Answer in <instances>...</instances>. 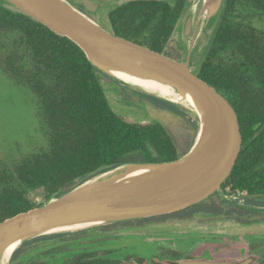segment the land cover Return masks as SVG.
Masks as SVG:
<instances>
[{
  "label": "trees",
  "instance_id": "obj_1",
  "mask_svg": "<svg viewBox=\"0 0 264 264\" xmlns=\"http://www.w3.org/2000/svg\"><path fill=\"white\" fill-rule=\"evenodd\" d=\"M263 25L264 0H226L214 33L194 71L200 80L222 93L238 115L241 150L221 184L230 195H264ZM0 70L16 84L29 88L48 140L46 150L26 154L10 165L0 163V223L73 187L75 177L83 180L126 161L176 159L192 144V140L188 141L180 152L161 122L155 121L147 126L126 122L110 105L106 89L85 52L68 37L55 33L6 0H0ZM140 95L153 101L154 107L164 108L156 99ZM164 109L185 116L173 107ZM36 190L43 193L39 202L31 196ZM200 211L223 213L240 223L248 222L246 209L225 206L217 201L207 203L204 200L173 214ZM81 232L84 231L70 236H47L48 240L56 241L49 244L48 253L62 254L59 264H100V260L88 259L99 256V252L82 250L71 255L63 250L64 245H59V241L75 243ZM96 240L100 241V238ZM37 241H28L18 249L12 264H38L37 247L35 254L21 258L25 248ZM117 253V248L106 247L103 255L106 262L103 263H117L114 260ZM253 264H264V259Z\"/></svg>",
  "mask_w": 264,
  "mask_h": 264
},
{
  "label": "water",
  "instance_id": "obj_2",
  "mask_svg": "<svg viewBox=\"0 0 264 264\" xmlns=\"http://www.w3.org/2000/svg\"><path fill=\"white\" fill-rule=\"evenodd\" d=\"M6 1L75 42L97 73L176 110L182 108L183 101L184 108L197 119L203 117L204 122L188 151L176 159L126 161L83 180L75 177L76 184L68 190L3 220L0 264H12L18 249L43 236L169 214L219 192L240 203L238 196L227 194L221 187L241 150L237 112L222 93L194 74L188 60L163 55L111 33L69 0ZM225 1L186 0L181 17L186 47L194 48L205 37L207 47ZM104 2L80 0L87 12H95ZM124 120L141 126L155 122L129 116ZM256 259L255 255L240 260L189 259L183 264H253ZM120 264L136 263L125 260Z\"/></svg>",
  "mask_w": 264,
  "mask_h": 264
},
{
  "label": "rangeland",
  "instance_id": "obj_3",
  "mask_svg": "<svg viewBox=\"0 0 264 264\" xmlns=\"http://www.w3.org/2000/svg\"><path fill=\"white\" fill-rule=\"evenodd\" d=\"M69 1L100 24L98 10L87 12L81 7L80 0ZM176 38L172 43H179L183 48V53L179 59L182 61L188 60L192 71H195L208 39L205 37L199 40L194 48L190 49L186 47L180 33ZM97 75L106 89L110 105L118 114L139 120L161 122L174 138L180 152L185 149V144L188 141H193L197 129H195L196 125L187 112H182L185 116H180V114L171 112V109H164L168 105L161 102H159V105L164 108H156L153 106L155 105L153 101L144 99L133 88L118 84L103 74L97 73ZM37 113L36 100L29 88L16 84L0 70V163L10 165L26 154L36 153L48 148V140ZM31 196L36 202L43 199L41 190L33 191ZM236 200H240V203L225 197L224 194L219 192L208 198L206 202L217 201L225 206L233 207L243 205L244 207L240 208L246 209L248 212L246 216L247 223H240L241 221L233 217L227 218L223 213L202 212L187 221L170 219L161 224L156 223L153 219L131 224H118L113 226L114 228L89 227L80 231H84V234L90 237H101L102 240H105L106 247L117 248V258L155 257L157 254H154L163 249L162 246L169 241L170 238L168 237H172L171 239L174 242L178 240L174 236L175 232L181 233L184 240L182 244L186 245L187 248L194 241L195 236H199L200 242L198 241L196 246L189 247L187 249L188 254L204 255L211 252L216 255L244 256L245 253L240 252L241 247H246L252 241L264 242V195H241ZM139 223L143 225L137 227ZM248 230H257L258 233L246 234L245 232ZM66 233L70 236L75 232L69 233L68 231ZM161 236H166V238L160 239ZM55 242L48 240L47 236H43L38 240V243H33L25 248L24 256H21V258L24 259L35 254L37 252L35 247L48 249L50 248L49 244ZM58 243L64 245L63 250L71 255L79 253L87 247V249L92 247L83 245L81 241L75 243H72V241H59ZM182 244L176 243L178 246ZM159 253H162V251L160 250ZM255 256H257V259L254 263L259 262L264 259V252L259 256ZM57 258L61 261L62 254H58Z\"/></svg>",
  "mask_w": 264,
  "mask_h": 264
},
{
  "label": "flooded vegetation",
  "instance_id": "obj_4",
  "mask_svg": "<svg viewBox=\"0 0 264 264\" xmlns=\"http://www.w3.org/2000/svg\"><path fill=\"white\" fill-rule=\"evenodd\" d=\"M185 2L186 0H105L97 10L100 24L111 33L147 46L155 51L157 50L163 55L180 57L183 53V48L179 43L175 42L173 44L172 41L179 33L181 34V17ZM202 212H194L192 214H173L172 212V214L156 218L154 221L161 224L170 219L187 221ZM142 225V223H139L137 227ZM174 236L178 240L174 242L171 239L172 237H168L170 238L169 241L162 246L163 249H160L162 253H159L160 250L157 251L154 254H157L155 257L117 258L115 256L114 260L118 261L115 264H120L125 260H133L136 264H183L189 259L240 260L251 255L259 256L264 252L263 241H252L246 247L240 248V252L242 254L245 253L244 256L216 255L211 252L204 255H193L188 254L187 249L197 245L200 239L198 238L199 236H195L194 241L191 242L188 248L182 244L184 240L180 232H175ZM79 237L80 239L77 242L81 241L83 245L92 246L89 249L87 247L83 251L100 253L99 256H90L88 259L100 260L102 261L100 264H104L103 262H106V257L103 256L106 249L105 240L100 237V241H97L96 237L99 236L90 237L85 235L84 232ZM163 238H166V236L160 237V239ZM177 242L182 245H176ZM48 249L42 247L38 249V264H59L58 253L49 254Z\"/></svg>",
  "mask_w": 264,
  "mask_h": 264
},
{
  "label": "bare ground",
  "instance_id": "obj_5",
  "mask_svg": "<svg viewBox=\"0 0 264 264\" xmlns=\"http://www.w3.org/2000/svg\"><path fill=\"white\" fill-rule=\"evenodd\" d=\"M181 103V105H182V108H178V110L179 111H181V112H187L190 116H191V118H192V120H193V122L195 123V125H196V133L199 131V133L198 134H200V131H201V128H202V124H203V122H204V118L203 117H198V119L197 118H195L191 113H189V111H187L185 108H184V106H185V103L182 101V102H180ZM174 107V106H173ZM176 108V107H175ZM240 201V200H239ZM82 233V232H81Z\"/></svg>",
  "mask_w": 264,
  "mask_h": 264
},
{
  "label": "built area",
  "instance_id": "obj_6",
  "mask_svg": "<svg viewBox=\"0 0 264 264\" xmlns=\"http://www.w3.org/2000/svg\"><path fill=\"white\" fill-rule=\"evenodd\" d=\"M233 196H241L240 194H238V195H233Z\"/></svg>",
  "mask_w": 264,
  "mask_h": 264
}]
</instances>
